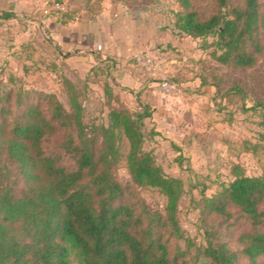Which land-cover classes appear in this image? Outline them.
I'll use <instances>...</instances> for the list:
<instances>
[{
    "label": "trees",
    "instance_id": "trees-1",
    "mask_svg": "<svg viewBox=\"0 0 264 264\" xmlns=\"http://www.w3.org/2000/svg\"><path fill=\"white\" fill-rule=\"evenodd\" d=\"M196 1L178 0L176 28L213 39L221 65L255 68L264 53V0H200L217 8L209 16ZM14 18L0 10V21ZM106 92L111 97L112 87ZM233 93L245 94L237 80L226 95ZM30 94L0 84V264H264V169L248 176L234 166V179L202 199V243L182 248L183 181L144 147L151 105L111 108L108 125H89L77 99L67 110L55 94L40 93L37 103ZM254 108L264 127V98ZM122 135L131 187L116 176ZM134 186L159 190L164 212L134 197ZM235 215L245 227L237 251L224 238Z\"/></svg>",
    "mask_w": 264,
    "mask_h": 264
},
{
    "label": "rangeland",
    "instance_id": "rangeland-1",
    "mask_svg": "<svg viewBox=\"0 0 264 264\" xmlns=\"http://www.w3.org/2000/svg\"><path fill=\"white\" fill-rule=\"evenodd\" d=\"M6 4L15 18L0 21V84L30 92L32 103L40 93L55 94L67 110L77 99L89 125H108L111 108L135 112L150 104L145 150L184 184L178 219L185 239L179 244H201L203 197L228 185L236 165L248 176L263 173L264 127L254 106L264 98V53L252 69L221 65L213 57V39H194L176 28L178 0ZM195 7L202 16L217 12L209 1L197 0ZM233 80L244 95H226ZM107 87L113 89L111 97ZM120 147L116 176L131 187L123 135ZM130 191L153 211L164 212L166 198L159 190L134 186ZM236 218L224 238L237 251L245 227Z\"/></svg>",
    "mask_w": 264,
    "mask_h": 264
},
{
    "label": "crops",
    "instance_id": "crops-1",
    "mask_svg": "<svg viewBox=\"0 0 264 264\" xmlns=\"http://www.w3.org/2000/svg\"><path fill=\"white\" fill-rule=\"evenodd\" d=\"M7 0L5 1V0H0V10H4L5 11V9H4V6L6 5L7 6Z\"/></svg>",
    "mask_w": 264,
    "mask_h": 264
}]
</instances>
